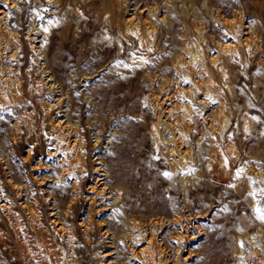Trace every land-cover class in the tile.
I'll return each instance as SVG.
<instances>
[{
  "label": "rangeland",
  "instance_id": "1",
  "mask_svg": "<svg viewBox=\"0 0 264 264\" xmlns=\"http://www.w3.org/2000/svg\"><path fill=\"white\" fill-rule=\"evenodd\" d=\"M263 61L264 0H0V264H264Z\"/></svg>",
  "mask_w": 264,
  "mask_h": 264
},
{
  "label": "bare ground",
  "instance_id": "2",
  "mask_svg": "<svg viewBox=\"0 0 264 264\" xmlns=\"http://www.w3.org/2000/svg\"><path fill=\"white\" fill-rule=\"evenodd\" d=\"M5 5H6V4H5ZM5 5H3V6L5 7ZM1 8H2V7H1ZM2 10H3V9H2ZM52 26H54V24H53ZM61 26H62V25H61ZM49 32H50V31H49ZM46 35H47V34H46ZM33 42H34V41H33ZM246 42H247V40H246ZM233 43H234V42H233ZM248 44H249V43H248ZM250 44H251V43H250ZM245 45H246V44H245ZM230 46H231V45H230ZM247 47H248V46H247ZM230 48H231V47H230ZM232 48H233V47H232ZM233 49H234V48H233ZM245 49H246V48H245ZM248 49H251V48H248ZM230 50H232V49H230ZM246 50H247V49H246ZM246 50H245V51H246ZM247 51H248V50H247ZM218 52H219V51H218ZM222 52H223V51H222ZM224 52H225V51H224ZM226 52H227V51H226ZM228 52H229V49H228ZM232 52H234V51H232ZM232 52H231V53H232ZM235 52H237L236 49H235ZM228 54H229V53H228ZM234 54H236V53H234ZM237 54H238V53H237ZM13 55H14V54H13ZM69 55H70V54H69ZM196 55H197V54H196ZM199 55H200V54H199ZM222 55H224V54H222ZM231 55H232V54H231ZM219 56H220V55H219ZM35 57H36V56H35ZM54 57H55V56H54ZM68 57H70V56H68ZM199 57H200V56H199ZM202 57H203V56H202ZM205 57H206V56H205ZM33 58H34V57H33ZM192 58H193V57H192ZM203 58H204V57H203ZM206 58H207V57H206ZM220 58H222V57H218L217 59L220 60ZM73 59H75V58L73 57ZM204 59H205V58H204ZM209 59H210V58H209ZM209 59H208V61L211 60V59H210V60H209ZM194 60H195V62H197L196 59H194ZM194 60H193V61H194ZM219 60H218V61H219ZM205 61H206V59H205ZM225 61H226V60H225ZM52 62H54V60H52ZM57 62H58V61H57ZM195 62H194V64H196ZM203 62H204V60H203ZM263 62H264V61H263ZM60 63H61V62H60ZM209 63H210V62H209ZM67 64H68V63H67ZM194 64H193V65H194ZM205 64H206V63H205ZM225 64H226V63H225ZM229 64H230V63H229ZM263 64H264V63H263ZM59 65H60V64H59ZM198 65H199V63H198ZM212 65H214V64L212 63ZM218 65H219V64H218ZM207 66H208V65H207ZM210 66H211V63H210ZM220 66H221V65H220ZM55 67H56V66H55ZM64 67H65V65H64ZM201 67H203V66H201ZM222 67H223V66H221L220 68H222ZM68 68H69V66H68ZM205 68H207V67H204V69H205ZM212 68H213V67H212ZM227 68L230 69L229 66H228ZM59 69H60V68H59ZM204 69H203L202 71H204ZM207 69H208V68H207ZM213 70H214V69H213ZM202 71H201V72H202ZM206 71H207V70H206ZM206 71H205V72H206ZM213 72H214V71H212V73H213ZM225 72H227V69H226ZM208 73H209V72H208ZM33 74H34V73H33ZM203 74H204V73H203ZM213 74H214V73H213ZM226 74H227V73H226ZM226 74H225V77H226ZM196 75H197V74H196ZM222 75H223V74H222ZM230 76H231V75H230ZM207 77H208V76H207ZM228 77H229V74H228ZM228 77H226V78H228ZM208 78H209V77H208ZM229 78H230V77H229ZM231 78H232V77H231ZM227 80H228V79H227ZM229 80H230V79H229ZM207 81H208V80H207ZM205 82H206V81H205ZM209 82H210V81H209ZM15 83H16V82H15ZM17 83H18V81H17ZM226 83H227V81H226ZM12 84H13V82H12ZM12 84H11V85H12ZM193 84H194V82H193ZM193 84H192V85H193ZM228 84H229V83H228ZM13 85H14V84H13ZM194 85H195V84H194ZM229 85H231V84H229ZM8 87H9V86H8ZM10 87H12V86H10ZM191 88H193V87H191ZM199 88H200V87H199ZM21 89H22V88H21ZM194 90H195V89H194ZM196 90H197V89H196ZM196 90H195V91H196ZM22 91H23V90H22ZM197 91H198V90H197ZM16 92H19V91L17 90ZM191 92H192V91H191ZM209 92L211 93V91H209ZM6 100H8V99H6ZM1 102H2V101H1ZM7 102H8V101H7ZM50 106H51V105H50ZM32 118H33V117H32ZM33 119H34V118H33ZM247 123H248V122H247ZM158 127H159V126H158ZM80 131H81V130H80ZM81 132H82V131H81ZM153 132H154V131H153ZM156 132H157V130H156ZM67 133H68V132H67ZM82 133H83V132H82ZM179 133H181V131H180ZM75 134H76V132H75ZM153 134H154V133H153ZM155 134H156V133H155ZM63 135H64V134H63ZM73 135H74V134H73ZM76 135H77V134H76ZM65 136H66V135H65ZM81 136H82V135H81ZM76 137H77V136H76ZM67 138H68V137H67ZM69 138H70V136H69ZM74 138H75V137H74ZM158 138H159V136H158ZM71 139H72V138H71ZM64 140H66L65 137H64ZM67 140H68V139H67ZM162 141H163V140H162ZM80 142H81V141H80ZM160 142H161V141H160ZM64 143H65V141H64ZM74 143H76V142H74ZM65 144H66V143H65ZM68 144H69V143H68ZM213 144H214V143H213ZM66 145H67V144H66ZM66 145H65V146H66ZM72 145H73V144H72ZM76 145H77V144H76ZM76 145H75V147H76ZM81 145H83V143H82ZM174 145H176V144H174ZM73 146H74V145H73ZM67 147H68V146H67ZM75 147H74V148H75ZM82 147H83V146H82ZM169 147H170V146H169ZM72 148H73V147H72ZM177 148H178V147H177ZM65 149L67 150V148H65ZM169 149H170V148H169ZM179 149H180V148H179ZM68 150H69V149H68ZM80 150H81V149H79L78 151H80ZM215 150H216V149H215ZM71 151H72V149H71ZM73 151H74V149H73ZM167 151H169V150H167ZM172 151H173V149H172ZM74 152H75V151H74ZM74 152H73V153H74ZM82 153H83V152H82ZM82 153L80 152V154H82ZM28 154H29V152H28ZM179 155H180V156H178L179 159H176L177 156H175V155H172V156H171L170 162H171V166H172V167H178V165H179V164H182L183 161L186 159L185 156H181V154H179ZM67 156H68V154H67ZM77 156H78V155H77ZM80 156H81V155H80ZM71 157H72V156H71ZM73 158H74V157H73ZM188 158H189V157H188ZM63 159H64V158H63ZM77 159H78V158H77ZM69 160H70V158H69ZM78 160H79V159H78ZM78 160H77V161H78ZM188 160H189V159H188ZM64 161H66V163H67L68 160H65V159H64ZM77 161H76V162H77ZM85 161H86V160H85ZM85 161H84V162H85ZM60 162H61V161H60ZM68 162H69V161H68ZM78 162H80V161H78ZM78 162H77V165L79 166L80 164H78ZM186 162H187V161H186ZM66 163H65V164H66ZM73 163H74V162H73ZM169 164H170V163H169ZM66 165H67V164H66ZM77 165H76V166H77ZM220 165H221V164H220ZM67 166H68V165H67ZM171 166H170V167H171ZM80 167H81V166H80ZM222 167H223V166H222ZM64 169H65V168H64ZM81 169H82V168H81ZM83 169H84V168H83ZM67 172H68V169H67ZM237 173H238V172H237ZM191 174H193V173H191ZM234 175H236V173H235ZM195 176H196V175H195ZM235 178H236V177H235ZM234 180H235V179H234ZM239 180H242V179H239ZM243 180H244V179H243ZM245 180H246V179H245ZM98 181H99V180H98ZM195 182H196V181H195ZM75 183H76V182H75ZM95 183H96V182H95ZM235 183H237V182H235ZM77 186H78V185H77ZM237 186H238V185H237ZM257 233H258V232H257ZM257 233H256V234H257ZM258 234H259V233H258ZM251 235H252V234H251ZM253 235H254V234H253ZM260 236H261V235H260ZM150 239H151V238H150ZM136 241H137V240H136ZM136 241H135V243H136ZM150 241H152V240H150ZM253 241H254V240H253ZM253 241H252V242H253ZM151 243H152V242H151ZM139 248H141V247L139 246ZM149 248H150V246H149ZM150 249H151V248H150ZM136 250H137V249H136ZM140 251H141V250H140ZM238 252H239V250H238ZM259 252H260V250H259ZM139 253H140V252H139ZM239 253H240V252H239ZM242 257H244V256H242ZM141 258H143V257H141ZM246 259H247V258H246ZM142 260H143V259H142ZM257 261L259 262V260H257ZM257 261H256V262H257ZM259 263H260V262H259ZM262 264H263V263H262Z\"/></svg>",
  "mask_w": 264,
  "mask_h": 264
}]
</instances>
